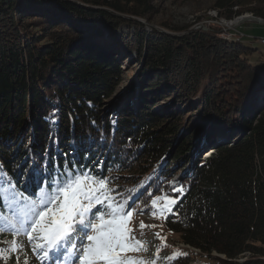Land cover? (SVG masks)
I'll return each instance as SVG.
<instances>
[{"label": "trees", "instance_id": "obj_1", "mask_svg": "<svg viewBox=\"0 0 264 264\" xmlns=\"http://www.w3.org/2000/svg\"><path fill=\"white\" fill-rule=\"evenodd\" d=\"M81 1L112 12L0 0V175L16 185L0 196V216L18 218L25 201L46 198L48 180L29 182L34 165L62 177L65 163L87 171L103 162L112 190L102 192L105 206L177 201L170 217L191 257L177 249L168 264H264V56L212 28L176 38L146 33L134 20L138 31L124 38L114 31L125 19L114 13L144 17L154 0ZM199 1L220 19L264 20V0ZM133 51L138 89L103 108L119 86L118 54ZM209 146L214 153L202 160ZM180 163L186 171L172 180Z\"/></svg>", "mask_w": 264, "mask_h": 264}, {"label": "snow or ice", "instance_id": "obj_2", "mask_svg": "<svg viewBox=\"0 0 264 264\" xmlns=\"http://www.w3.org/2000/svg\"><path fill=\"white\" fill-rule=\"evenodd\" d=\"M51 122L54 124L55 119ZM53 142L58 143V140ZM77 150L73 148L72 152ZM102 163L87 171L77 170L76 163H65L68 171L63 172L62 177L51 173L45 176L39 165H34L29 182L35 180L43 184L48 180L46 198L25 201L30 207L12 221L0 216V232L27 236L33 251L43 252L49 264H146L145 260L127 255L144 250V242L137 239L129 227L134 204L121 208L118 203L113 207V202L108 201L105 206L101 189L112 190L107 188L109 181L100 171ZM97 184L101 187H94ZM5 191L16 192V185L7 173L0 175V196ZM159 199L151 201L154 209ZM165 200L168 205L177 204L174 198L165 197ZM159 212L172 213V207H161ZM152 215L156 216V212ZM139 227L143 231L148 226L141 221ZM10 251H17L15 243ZM2 253L0 249V255Z\"/></svg>", "mask_w": 264, "mask_h": 264}, {"label": "rangeland", "instance_id": "obj_3", "mask_svg": "<svg viewBox=\"0 0 264 264\" xmlns=\"http://www.w3.org/2000/svg\"><path fill=\"white\" fill-rule=\"evenodd\" d=\"M67 1L80 4L82 2L81 0ZM120 1L124 3V1L127 0ZM86 5H88L87 7L89 8H99V6L89 2ZM152 5L155 7V10L144 17H136L125 13L115 12V14L120 15L118 17L125 19L123 24L114 31L116 35L130 39L134 32L138 31L133 24H128L129 21L134 20L140 24V27H142L143 31H146V33L155 32L159 35H167L176 38L186 36L188 33L212 28L217 31L219 38L224 39V37L221 35L224 29L227 27V33L232 34L235 31L238 32L242 35L241 38L247 46L257 50L255 52L256 55L264 56V45H260L258 42L259 38L264 37L263 24L244 22L240 25H237L236 28H232V24H227V26H225L224 24L231 20L220 19L217 14L216 17H214L212 13L215 12H212L213 10L210 9L211 3L209 1L154 0ZM221 20L225 21V23H223ZM226 32L223 33L226 35ZM241 38L238 39L241 40ZM103 40L106 41L107 38L103 37ZM121 56L122 55L120 54L117 56V58H119L122 63V74L120 76L118 84L119 86H117L115 89L113 96L104 102L103 108L105 109L113 108L117 99H124V96L128 94L129 88L133 87V90L135 91V89H138L139 86V74L141 73L142 66L140 64V60L136 57V53L133 51L128 56ZM168 101L170 100L166 99L165 102H160V104L156 106L153 111H162L164 109L163 107L168 105ZM195 101L196 98H193L192 101H190V104L192 105L195 103ZM188 114H190V112ZM196 120L197 119H192L190 124L193 125L194 121ZM203 148L205 149H202L203 151L200 153V156L202 160H205V155L203 154L207 151L213 154L214 147L209 146ZM182 164L183 163H180V166L172 167L175 171V173L172 174V180L179 179L186 171L185 167H181ZM133 173L135 175L136 172L134 171ZM94 187L100 188L101 186L97 184L94 185ZM128 188L129 186L125 185V190L120 192V196L124 195ZM103 191L106 190L101 189V192ZM156 198L157 197H153L147 201H142L135 206V211L131 216L129 227L133 229L136 238L144 242V250L130 252L127 253V255L136 259L145 260L146 264H168L169 260L171 257H173V254H175V250L177 249V252L184 254V256H190L188 254L190 249L185 244L181 243L178 235L176 234L174 226H176L178 222L176 218H173V216L170 217L173 212H165L163 214L159 212L161 207L172 206L167 204V200H165V198H160L157 201L156 208L154 209L151 201ZM102 199H104V195H102ZM153 211L156 212V216L152 215ZM7 216V221L14 220L11 218L10 214ZM109 218L110 217H106V219ZM141 221H143V223L148 226L144 228L143 231H141L139 227ZM14 243L17 245V251L11 252L10 250ZM36 243H42V241H36ZM0 249H3V253L0 255V264H49L48 259L44 256L43 252L33 251V245L29 243V239L25 235L15 236L11 232H0ZM189 264L206 263L200 261L199 259L191 258Z\"/></svg>", "mask_w": 264, "mask_h": 264}, {"label": "water", "instance_id": "obj_4", "mask_svg": "<svg viewBox=\"0 0 264 264\" xmlns=\"http://www.w3.org/2000/svg\"><path fill=\"white\" fill-rule=\"evenodd\" d=\"M76 4H79V5H82V6H86V7L88 6V5H86L88 3H83V2H81V4L80 3H76ZM96 6H98V5H96ZM94 9H104L106 11L112 12L110 9H107V8L105 9V8H102L101 6H99V8H94ZM115 15H118V14H115ZM229 22L232 24V28H236L237 25H240L241 23H244V22H254V23H257V24H263L264 25V20L263 19L255 17V16H253V15H251L249 13H247V15L243 14L240 17H238L236 19H233V20H231ZM263 38L264 37H262L260 39H263ZM260 45H262V44H260Z\"/></svg>", "mask_w": 264, "mask_h": 264}, {"label": "bare ground", "instance_id": "obj_5", "mask_svg": "<svg viewBox=\"0 0 264 264\" xmlns=\"http://www.w3.org/2000/svg\"><path fill=\"white\" fill-rule=\"evenodd\" d=\"M212 12H215V11H212ZM210 14V13H209ZM212 15L215 17L216 16V12L215 13H212ZM247 15V14H246ZM241 16V15H240ZM240 16H238V17H240ZM238 17H235L234 19H236V18H238ZM227 24H231L229 21H228V23H226V25ZM222 37H224V39H226V38H232V36H228L227 34L225 35V34H222L221 35ZM259 43L260 44H262V45H264V43L263 42H261V40H259ZM209 154H212V153H210L209 151H207L206 153H204L203 155H205V159H207V158H209L210 157V155Z\"/></svg>", "mask_w": 264, "mask_h": 264}, {"label": "built area", "instance_id": "obj_6", "mask_svg": "<svg viewBox=\"0 0 264 264\" xmlns=\"http://www.w3.org/2000/svg\"><path fill=\"white\" fill-rule=\"evenodd\" d=\"M215 17H216V16H215ZM221 21H222L223 23H225V21H223V20H221ZM224 25L227 26L226 24H224ZM226 29H228V28L226 27ZM226 29H224L223 32H226ZM223 32H222V34H224ZM226 34L229 35V36H232V38H241V37H242V35H241V34H238L236 31H235L234 33H232V34L226 32ZM241 39H242V38H241ZM258 40H261V42L264 43V38H263V39H260V38H259Z\"/></svg>", "mask_w": 264, "mask_h": 264}]
</instances>
